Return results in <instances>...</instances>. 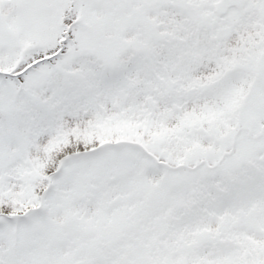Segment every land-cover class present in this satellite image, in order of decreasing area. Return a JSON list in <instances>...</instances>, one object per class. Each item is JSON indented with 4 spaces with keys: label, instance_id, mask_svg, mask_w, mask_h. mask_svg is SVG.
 <instances>
[{
    "label": "snow or ice",
    "instance_id": "1",
    "mask_svg": "<svg viewBox=\"0 0 264 264\" xmlns=\"http://www.w3.org/2000/svg\"><path fill=\"white\" fill-rule=\"evenodd\" d=\"M0 264H264V0H0Z\"/></svg>",
    "mask_w": 264,
    "mask_h": 264
}]
</instances>
